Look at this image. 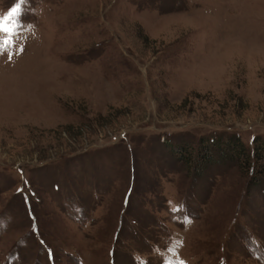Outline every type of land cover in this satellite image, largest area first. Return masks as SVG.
<instances>
[{
    "label": "rangeland",
    "instance_id": "rangeland-1",
    "mask_svg": "<svg viewBox=\"0 0 264 264\" xmlns=\"http://www.w3.org/2000/svg\"><path fill=\"white\" fill-rule=\"evenodd\" d=\"M0 22V264H264V176L194 161L264 138V0H0Z\"/></svg>",
    "mask_w": 264,
    "mask_h": 264
},
{
    "label": "trees",
    "instance_id": "trees-1",
    "mask_svg": "<svg viewBox=\"0 0 264 264\" xmlns=\"http://www.w3.org/2000/svg\"><path fill=\"white\" fill-rule=\"evenodd\" d=\"M210 141L211 143L206 147L205 151L198 152L195 157V167L203 170L205 164L225 159L236 160L237 163L243 161L248 168H253L252 179L257 180L256 183L262 179L261 177L264 176V138L254 140L255 148L253 154L247 153L245 145L236 136L230 137L228 140L217 138ZM215 155L218 156L217 161H215Z\"/></svg>",
    "mask_w": 264,
    "mask_h": 264
},
{
    "label": "snow or ice",
    "instance_id": "snow-or-ice-1",
    "mask_svg": "<svg viewBox=\"0 0 264 264\" xmlns=\"http://www.w3.org/2000/svg\"><path fill=\"white\" fill-rule=\"evenodd\" d=\"M21 3H24V0H21ZM19 11H20V5L18 4L16 7L12 8V10L9 12V14L5 17H3V20L4 21H7L15 16H17L19 14ZM9 29L4 27L3 23L0 22V32H3V33H9ZM9 44V40L8 39H5L3 41V45H8ZM3 45H0V51H2V48H3ZM9 59H11V57H9ZM187 222H190V221H187ZM179 243V242H177ZM172 249L170 248L169 251H171Z\"/></svg>",
    "mask_w": 264,
    "mask_h": 264
}]
</instances>
